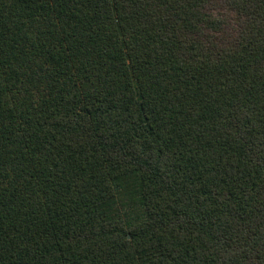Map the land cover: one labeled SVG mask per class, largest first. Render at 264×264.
I'll use <instances>...</instances> for the list:
<instances>
[{
    "label": "trees",
    "instance_id": "16d2710c",
    "mask_svg": "<svg viewBox=\"0 0 264 264\" xmlns=\"http://www.w3.org/2000/svg\"><path fill=\"white\" fill-rule=\"evenodd\" d=\"M0 264H264V0H0Z\"/></svg>",
    "mask_w": 264,
    "mask_h": 264
}]
</instances>
